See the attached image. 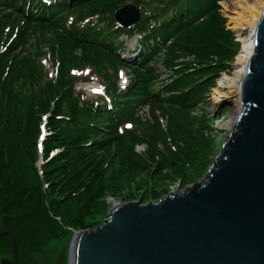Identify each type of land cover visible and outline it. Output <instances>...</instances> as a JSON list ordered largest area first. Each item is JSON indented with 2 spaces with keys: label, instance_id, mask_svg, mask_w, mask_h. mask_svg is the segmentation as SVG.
Segmentation results:
<instances>
[{
  "label": "trees",
  "instance_id": "16d2710c",
  "mask_svg": "<svg viewBox=\"0 0 264 264\" xmlns=\"http://www.w3.org/2000/svg\"><path fill=\"white\" fill-rule=\"evenodd\" d=\"M219 1L0 0V215H6L17 242L45 248L75 230L96 227L106 196L122 182L129 184L146 163L155 161L158 173L182 160L185 170L192 164L205 169L203 151L212 138L178 115L193 109L215 82L219 70L210 67L215 38L225 41L227 59L236 51ZM129 2L140 9L141 22L124 29L115 13ZM136 33L141 51L127 61L121 37ZM38 35L50 46L57 70L52 77L40 62ZM76 50L83 54L75 56ZM187 57L194 59L179 61ZM158 63L173 72L170 83L160 80ZM88 68L106 96L86 98L76 91L80 79L90 80L79 76ZM121 69L130 84L119 91ZM145 106L150 124L138 115ZM42 115L49 116L52 131L43 142ZM161 118L170 133L185 132L173 160L153 142L164 136ZM137 144H145L148 154L136 152ZM41 155L46 162L38 167Z\"/></svg>",
  "mask_w": 264,
  "mask_h": 264
},
{
  "label": "water",
  "instance_id": "95a60500",
  "mask_svg": "<svg viewBox=\"0 0 264 264\" xmlns=\"http://www.w3.org/2000/svg\"><path fill=\"white\" fill-rule=\"evenodd\" d=\"M140 18L131 3L116 12L126 28ZM253 39L239 111L204 181L115 204L99 225L74 232L69 264H264V9Z\"/></svg>",
  "mask_w": 264,
  "mask_h": 264
},
{
  "label": "rangeland",
  "instance_id": "374dc122",
  "mask_svg": "<svg viewBox=\"0 0 264 264\" xmlns=\"http://www.w3.org/2000/svg\"><path fill=\"white\" fill-rule=\"evenodd\" d=\"M235 1L237 0H220L218 11L225 20V31L231 34L233 40L237 43L236 51L232 53V57L230 56V59H227L229 50L224 47L225 41L222 40L223 42L218 44V39L215 38L216 42H214L213 48L210 45V48H212V51L215 53L213 58H211L210 67L214 68V70H219V72L216 73L214 76L213 81L215 82L210 87V90H208V92L205 94L204 98L193 109H191L189 112L179 113L178 115V118H181L180 122H185L187 127H192L193 129L194 126H196L197 131H202L207 135V137L212 138L210 146H207L205 151H203V162H205L207 166L205 167V169L204 167L202 168L201 165L199 166V168H195V164L194 166L192 164L191 168L186 166L188 167V169L185 170L182 164V160L181 162H173V169H164L160 173H158L159 167L155 165V161L153 164L146 163L147 168H144L143 171L141 170L140 172L136 173L135 177L131 178L129 184L122 182L121 184H119V187L115 190V194L110 195L113 193V191L111 190V192L106 196V208L105 211L102 213V215L105 214L102 218L103 220L107 218L108 212L117 203L125 204L131 201H141L142 204H147L149 202H155L156 200L168 195L169 193H180L187 190L189 187H192L196 183H201L202 181H204L207 175L208 168L220 155L222 145L228 136V129L223 128L221 126L230 117L235 116L236 107L233 103L234 99L227 98L216 101L214 99L215 90L219 85L220 81H222V79L224 78V75L232 76L234 74V71L237 67V58L242 53V43L238 37V30L233 28L234 25L231 22V17L234 14L231 13L232 10L230 9L233 7ZM226 5H228L230 9L229 7L227 8ZM212 28L216 30V32L218 31L217 27ZM16 32L17 30L11 36V40L8 45L11 44V42L15 38ZM219 32L220 34H223L222 31ZM244 32L247 31L245 30ZM35 40L37 41L36 47H38L39 49L43 45V49H41L44 52V55L40 58V62L43 64L44 70L52 77L56 74L57 70L51 62L52 55L49 49L50 46L49 44L43 41L42 36L38 35ZM121 41L125 44V48L122 51L124 56L131 58L133 56L134 49L140 43V36L138 34H135L132 37H127L124 35L121 37ZM228 41H230V39ZM226 44L233 48L230 43ZM28 50H31V48L28 47ZM74 54L75 56H81L83 53L81 50H76ZM191 58L192 57H187L180 59L179 61L184 62L190 60ZM219 60H221V62H219ZM157 66L162 71L160 75V80H166L169 75L172 74L170 71H166L162 64H158ZM89 71H91L90 68L80 73L79 76H89ZM93 78L99 77L97 75H93ZM94 83L95 82H85L80 84L83 88H85V95L87 97H91L92 92L90 91L91 89H89V87H91V85H93ZM139 115H141L140 112ZM143 115V117L140 116L142 118L141 120L144 123L149 122L150 124L152 120L150 110L149 108H147V106L144 108ZM41 117L42 122L39 125V139H41V141L43 142V140L45 141L48 137L51 136L52 131L50 130L48 123L49 116L42 115ZM161 126V133L164 134V136H162V139L155 136L153 142L160 150L165 152L164 154L167 157H170L169 159L172 158L173 160L175 159V152L179 151L178 144L182 143L184 137V135L182 134L185 132H181L180 135H177V133H170L169 129L167 128L166 119L163 118L161 120ZM145 127L147 129L148 125ZM199 132H197V134H200ZM168 148H170L171 151L174 152L172 153L171 151H169ZM135 150L136 152L142 154H146L148 152V148L145 144H137L135 146ZM59 151V149L51 150L52 153L50 152V156L54 153L57 154ZM44 162L46 161L43 160V156L41 155L38 167H41ZM100 218L101 216H99L98 219ZM75 231H73L71 235L67 237H61L51 243L50 248L55 251V254H59L66 249Z\"/></svg>",
  "mask_w": 264,
  "mask_h": 264
},
{
  "label": "bare ground",
  "instance_id": "6f19581e",
  "mask_svg": "<svg viewBox=\"0 0 264 264\" xmlns=\"http://www.w3.org/2000/svg\"><path fill=\"white\" fill-rule=\"evenodd\" d=\"M228 8L229 6L226 5ZM230 9V7H229ZM264 0H237L235 1L232 10L231 22L233 28L238 30V37L242 43V53L237 58V67L232 76L224 75L222 81L215 90L214 99H234L233 103L236 107V114L230 117L222 124L221 127L230 129L237 116L240 108V81L242 80L248 61L254 52L253 31L256 23L263 13ZM246 30L247 32H244ZM89 89H95L92 85Z\"/></svg>",
  "mask_w": 264,
  "mask_h": 264
},
{
  "label": "flooded vegetation",
  "instance_id": "af4514ba",
  "mask_svg": "<svg viewBox=\"0 0 264 264\" xmlns=\"http://www.w3.org/2000/svg\"><path fill=\"white\" fill-rule=\"evenodd\" d=\"M7 218L3 213L0 215V264H69V245L63 252L55 254V251L47 246L34 249L30 245L17 242L14 235L6 228ZM10 232L16 243V249ZM71 241V240H70Z\"/></svg>",
  "mask_w": 264,
  "mask_h": 264
}]
</instances>
